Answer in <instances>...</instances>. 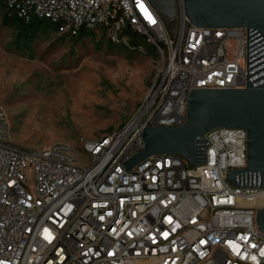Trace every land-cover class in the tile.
Segmentation results:
<instances>
[{"label": "built area", "instance_id": "built-area-1", "mask_svg": "<svg viewBox=\"0 0 264 264\" xmlns=\"http://www.w3.org/2000/svg\"><path fill=\"white\" fill-rule=\"evenodd\" d=\"M173 2L169 28L147 0H5L59 34L101 33L141 53L148 45L157 66L125 121L78 149L16 145L0 107V264H264L254 220L264 187L225 176L245 167L243 129L207 131L204 164L194 168L175 154L122 167L142 147L143 127L183 123L189 90L246 85V28L193 26L182 0Z\"/></svg>", "mask_w": 264, "mask_h": 264}, {"label": "rangeland", "instance_id": "rangeland-1", "mask_svg": "<svg viewBox=\"0 0 264 264\" xmlns=\"http://www.w3.org/2000/svg\"><path fill=\"white\" fill-rule=\"evenodd\" d=\"M13 34L0 23V107L19 146L68 142L78 149L81 140L125 121L156 71L157 57L145 44V53L128 56L101 33L73 43L47 31L16 49Z\"/></svg>", "mask_w": 264, "mask_h": 264}, {"label": "water", "instance_id": "water-1", "mask_svg": "<svg viewBox=\"0 0 264 264\" xmlns=\"http://www.w3.org/2000/svg\"><path fill=\"white\" fill-rule=\"evenodd\" d=\"M162 20L175 15L173 0H147ZM187 21L199 27L246 28V85L241 89L195 88L187 93L185 118L178 126H146L142 147L122 163L124 170L150 155L175 154L187 169L204 164V134L214 127L245 131V167L226 170L229 183L264 187V0H182ZM264 233V207L255 210Z\"/></svg>", "mask_w": 264, "mask_h": 264}, {"label": "trees", "instance_id": "trees-1", "mask_svg": "<svg viewBox=\"0 0 264 264\" xmlns=\"http://www.w3.org/2000/svg\"><path fill=\"white\" fill-rule=\"evenodd\" d=\"M0 23L1 25L13 30L14 34L12 43L16 49H28L32 41L37 37L38 33H45L47 31L57 32L58 26L46 18H39L36 16H32L27 21H25L23 18L17 16L12 8L6 5L5 0H0ZM165 25H168L167 21H165ZM92 35L93 33L91 31L80 29L75 36L61 34L60 38L66 37L74 43L84 37H92ZM130 36L133 37L131 43L136 45V43L138 44L141 42L140 37L134 32H131ZM107 45L110 48L118 46L109 42ZM132 51L134 50L127 51L128 56L131 55Z\"/></svg>", "mask_w": 264, "mask_h": 264}]
</instances>
